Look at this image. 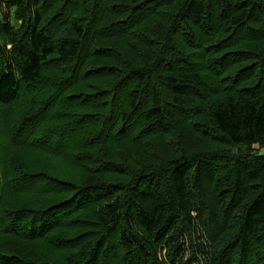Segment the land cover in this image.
I'll return each mask as SVG.
<instances>
[{
    "label": "trees",
    "instance_id": "16d2710c",
    "mask_svg": "<svg viewBox=\"0 0 264 264\" xmlns=\"http://www.w3.org/2000/svg\"><path fill=\"white\" fill-rule=\"evenodd\" d=\"M255 146L264 0H0V264H264Z\"/></svg>",
    "mask_w": 264,
    "mask_h": 264
},
{
    "label": "rangeland",
    "instance_id": "374dc122",
    "mask_svg": "<svg viewBox=\"0 0 264 264\" xmlns=\"http://www.w3.org/2000/svg\"><path fill=\"white\" fill-rule=\"evenodd\" d=\"M206 143L208 144V146H210L212 143H210V142H207L206 141ZM212 146H214L213 144H212ZM219 147V146H218ZM255 148V152H257L258 151V153H264V149H259L258 150V147L257 146H255L254 147ZM61 175V174H60ZM61 177L63 178V179H69V180H71V179H73V175L72 174H69V173H66V175H65V173H63L62 175H61ZM66 181V180H65Z\"/></svg>",
    "mask_w": 264,
    "mask_h": 264
}]
</instances>
